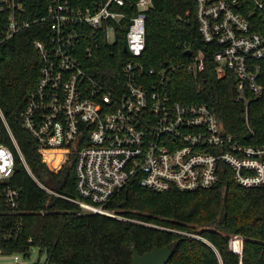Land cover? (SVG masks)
Segmentation results:
<instances>
[{"label": "built area", "instance_id": "built-area-1", "mask_svg": "<svg viewBox=\"0 0 264 264\" xmlns=\"http://www.w3.org/2000/svg\"><path fill=\"white\" fill-rule=\"evenodd\" d=\"M153 5L154 0H1L8 13L6 38L36 23L49 29L35 42L41 74L22 118L47 158H74L79 197L70 200L84 213L128 219L108 204L132 182L159 191L196 190L218 184L230 168L240 185H264V143L235 139L213 108L175 99L171 92L177 71L205 69L203 52L162 68L142 60ZM38 9L44 12L31 16ZM197 16L204 40L216 47L218 75L234 73L236 99L246 105L249 121V103L264 94V0H197ZM118 34L125 36L129 55L121 79L111 82L102 77L116 70L103 71L94 61L103 42L115 43ZM0 114L7 124L1 108ZM1 137L0 124V214L18 211L21 201V189L10 183L15 154Z\"/></svg>", "mask_w": 264, "mask_h": 264}, {"label": "trees", "instance_id": "trees-1", "mask_svg": "<svg viewBox=\"0 0 264 264\" xmlns=\"http://www.w3.org/2000/svg\"><path fill=\"white\" fill-rule=\"evenodd\" d=\"M7 17L0 0V108L7 121L0 114L1 139L15 154L10 183L21 189V201L18 211L0 214L1 251L30 258L37 247L40 256L47 255L45 264H131L133 247L144 253L178 240L167 264H264V185L242 186L230 168L218 184L196 190L159 191L132 182L108 204L128 219L84 213L70 200L79 197L74 158L61 159L59 153L47 158L22 118L41 74L35 42L49 29L36 23L6 38ZM146 25L142 60L148 66L180 64L199 51L205 56V69L199 74L186 69L175 73L170 83L175 99L207 104L235 139L263 144L264 94L249 103L247 121L246 105L236 99L234 73L218 75L216 47L200 31L197 0H154ZM125 47L122 34L115 43L103 42L94 62L103 71L117 72L103 75L104 80L121 79L123 60L129 55ZM261 64L264 87V60ZM32 174L44 183L54 181L55 192L43 188Z\"/></svg>", "mask_w": 264, "mask_h": 264}, {"label": "water", "instance_id": "water-1", "mask_svg": "<svg viewBox=\"0 0 264 264\" xmlns=\"http://www.w3.org/2000/svg\"><path fill=\"white\" fill-rule=\"evenodd\" d=\"M188 54H192L191 49L187 50ZM52 189H56L54 181L48 182ZM179 242L175 240L169 245L163 247H155L152 250L140 253L136 247H133V260L131 264H167L176 250Z\"/></svg>", "mask_w": 264, "mask_h": 264}, {"label": "rangeland", "instance_id": "rangeland-1", "mask_svg": "<svg viewBox=\"0 0 264 264\" xmlns=\"http://www.w3.org/2000/svg\"><path fill=\"white\" fill-rule=\"evenodd\" d=\"M38 250L39 249L37 247L33 248L30 258L29 257L26 258L22 253L15 252V253L8 254L0 250V264H13V263L45 264L47 255L42 254L40 256Z\"/></svg>", "mask_w": 264, "mask_h": 264}]
</instances>
